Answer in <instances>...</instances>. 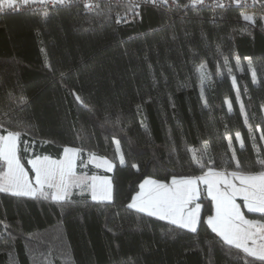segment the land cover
<instances>
[{
	"label": "trees",
	"instance_id": "1",
	"mask_svg": "<svg viewBox=\"0 0 264 264\" xmlns=\"http://www.w3.org/2000/svg\"><path fill=\"white\" fill-rule=\"evenodd\" d=\"M128 10L104 2L87 13L0 14V135L21 132L18 157L30 175V158H60L64 147L79 149V172L103 173L87 164L91 154L115 164L111 201L0 192V264H264L210 230L203 189L196 232L128 207L147 177L264 171L260 18L247 23L234 7Z\"/></svg>",
	"mask_w": 264,
	"mask_h": 264
},
{
	"label": "snow or ice",
	"instance_id": "2",
	"mask_svg": "<svg viewBox=\"0 0 264 264\" xmlns=\"http://www.w3.org/2000/svg\"><path fill=\"white\" fill-rule=\"evenodd\" d=\"M68 2L69 0H0V12L4 11L5 8L18 10L29 3L65 4ZM163 2L167 3V0H163ZM190 2L195 6L202 4L204 0H190ZM236 2L239 3V0ZM85 7L90 8L91 5L86 4ZM244 19L246 21L252 20V17L246 15ZM204 67L202 64L199 69L202 85L208 78V74L203 71ZM253 76L255 82V73ZM233 84L235 86L234 78ZM201 97L203 98V87H201ZM237 98H239V93ZM76 99L79 100L80 97L76 96ZM226 103L229 104V110H231V102L226 101ZM241 107L243 110V105ZM0 128H3V125H0ZM20 137L21 132L12 131H8L7 135H0V160L6 165V171L0 179V192H12L18 196H36L39 194L47 198L49 193L44 191L45 186H47L48 189H54L51 192L53 200L64 201L70 195V187L75 186L90 188L93 201L98 198L111 200L110 181L107 179L97 184L95 177L91 178V183L88 182V178L75 177L73 156L78 152L76 149L65 148L66 158L58 163L50 162L48 157L41 158L39 156L30 160L29 163L35 172L36 187H33L28 179V173L17 156ZM261 138L264 139V136ZM231 139L228 137L230 147ZM236 140L243 148V140L239 133H236ZM115 143L119 145L118 141ZM117 150L119 151V148ZM232 158L236 159L235 153H233ZM93 159H96L95 156ZM192 162L199 163L195 155H193ZM257 163L264 167V159H258ZM103 164L108 171H112L115 167V164L107 159L103 161ZM119 164H125L123 154L119 156ZM200 166L201 168L204 167L203 164ZM131 167L139 170L137 164H132ZM236 167L237 169L240 168L239 161H236ZM3 181L7 182V186ZM233 181H239V186ZM200 183L207 186V194L215 202L216 214L209 216L207 220L211 230L217 233L226 244L242 249L247 255L264 262V223L245 219L240 211V205L236 203V197L239 195L249 212L264 214V171L256 174L243 171L225 173L209 168L199 177L173 176L170 184L145 179L140 183L139 191L132 197V202L128 207L160 220L169 221L180 228L196 232L201 205L195 203L193 206V202L199 198L200 189L198 185ZM249 241H251V246H249Z\"/></svg>",
	"mask_w": 264,
	"mask_h": 264
},
{
	"label": "built area",
	"instance_id": "3",
	"mask_svg": "<svg viewBox=\"0 0 264 264\" xmlns=\"http://www.w3.org/2000/svg\"><path fill=\"white\" fill-rule=\"evenodd\" d=\"M109 3V4H126L129 6L130 14H139L141 7L151 6L157 9H172L177 7V5H181L183 8H239V9H254L257 7H264V0H239V3L236 0H204L202 4H197L193 6L190 0H167V3H164L163 0H69L68 3L65 4H39V3H29L27 6L21 7L17 9H8L5 8L4 11L0 12V14H4V12H17V11H48L55 8L61 7H71L77 6L80 7L82 13H87L93 11L98 7L100 3ZM86 4H90L91 7H85ZM123 21V17L120 14L116 15V25L119 26ZM4 169V164L0 162V171Z\"/></svg>",
	"mask_w": 264,
	"mask_h": 264
},
{
	"label": "crops",
	"instance_id": "4",
	"mask_svg": "<svg viewBox=\"0 0 264 264\" xmlns=\"http://www.w3.org/2000/svg\"><path fill=\"white\" fill-rule=\"evenodd\" d=\"M2 135H7V133H5V134H2ZM65 148H68V149H76V150H78V152L77 153H75L74 154V156H73V160H74V167H73V171H74V173H75V177L76 178H88V182L89 183H91V178L92 177H95L96 178V182H97V184H100L101 182H102V180H104V179H107L108 181H110V184H109V188H110V191H111V200H112V197H113V189H112V181H111V173H112V171H108L107 169H106V167L104 166V164H103V161L105 160V159H107L108 161H111L109 158H106V157H102V156H96V155H93V154H91V155H89L88 157H87V159H86V162H87V164H89V165H91L92 167H94V168H96V169H98V170H100L101 172H103L102 174H87V173H85V172H79L77 169H78V160L77 159H79V155H80V151H79V149L78 148H75V147H64L63 148V150H62V153H61V156H60V158H54V157H50V156H39V157H41V158H43V157H48L49 158V160H50V162H61V161H63V160H65V158H66V156H65ZM17 156H18V152H17ZM93 156H95V158L96 159H93ZM36 157H38V156H35V157H32V158H30L29 160H28V165H29V168L31 169V171H32V175H30V173L28 172V170L25 168V166L21 163V161H20V163L23 165V167H24V169H25V171L28 173V179L31 181V183H32V186L33 187H36V185H35V172L32 170V166H31V164L29 163V161L30 160H34ZM0 162H2L3 164H4V162L2 161V160H0ZM112 162V161H111ZM113 163V162H112ZM97 165H99V166H97ZM113 170V169H112ZM216 171H218V172H225V173H231V172H233V171H237V170H223L222 168L221 169H215ZM6 171V165L4 164V169L2 170V171H0V179H2V175H3V173ZM208 171V169L205 171V172H207ZM205 172H203L202 174H200V175H198V176H193V177H199V176H201V175H203ZM259 172H261V171H259ZM259 172H247V173H252V174H256V173H259ZM246 173V172H245ZM230 179H231V177H229ZM145 179H152V180H156V181H159V180H157V179H154V178H150V177H147V178H144L140 183H142ZM172 179V178H171ZM171 179H169L168 181H159V182H162V183H165V184H170L171 183ZM4 182V184H5V186H7V182L6 181H3ZM235 184H237V186H239V181H233ZM140 183H139V185H140ZM198 187H199V189H200V191L203 189L204 190V192H205V194H206V196L210 199V201H211V204H212V213L210 214V215H208L207 216V218H206V224H207V220H208V217L209 216H215V214H216V210H215V202L214 201H212V199H211V197L207 194V186L206 185H204L203 183H200L199 185H198ZM44 191L45 192H47V193H49V196L51 197V192L52 191H54V189H48L47 188V186H45V188H44ZM137 191H139V187H138V190ZM69 192H70V195H72L73 193H87L88 195H89V197H90V199H91V190H90V188H85V187H75V186H73V187H70V189H69ZM10 193H12V192H10ZM69 195V196H70ZM68 196V197H69ZM134 196V195H133ZM30 197H32V196H30ZM199 198H200V192H199ZM199 198L196 200V201H194L193 202V206H194V204L195 203H199L200 204V202H199ZM92 200V199H91ZM111 200H103V199H100V198H98L96 201H111ZM132 202V198H131V200H130V202H129V204ZM236 203L238 204V205H240V211L243 213V215H244V217H245V219H248V220H254V221H261L262 223H264V221H262V220H258V219H254V218H250L249 217V215H247L246 213L247 212H249L248 211V209L245 207V202L243 201V199H242V197L241 196H237L236 197ZM201 205V204H200ZM133 209V208H132ZM134 210H136V209H134ZM137 211V210H136ZM200 212H201V207H200V210H199V216H200ZM249 213H254V212H249ZM145 214H147V213H145ZM261 214V213H260ZM148 215V214H147ZM152 217H154V216H152ZM155 218H157V217H155ZM158 219V218H157ZM164 221H166V220H164ZM166 222H169V221H166ZM170 223V222H169ZM208 225V224H207ZM208 227L210 228V230H211V227L208 225ZM187 230V229H186ZM212 231V230H211ZM213 232V231H212ZM214 233V232H213ZM216 236H218L217 235V233H214ZM219 237V236H218ZM220 238V237H219ZM221 239V238H220ZM222 240V239H221ZM223 241V240H222ZM224 242V241H223ZM231 246H233V245H231ZM249 246H251V241H249ZM233 247H235V246H233ZM239 250H241L242 252H243V250L242 249H239ZM243 253H245V252H243ZM246 254V253H245ZM247 255V254H246ZM249 256V255H248ZM249 257H252V258H255V259H257L256 257H253V256H249Z\"/></svg>",
	"mask_w": 264,
	"mask_h": 264
},
{
	"label": "rangeland",
	"instance_id": "5",
	"mask_svg": "<svg viewBox=\"0 0 264 264\" xmlns=\"http://www.w3.org/2000/svg\"><path fill=\"white\" fill-rule=\"evenodd\" d=\"M246 10V13H245V15L244 16H250V17H252V20H245L247 23H252L253 22V20L255 19V17H258V18H260V20H261V23H262V26H263V28H264V15L262 14V13H254V11L253 10H251V9H245ZM130 14V13H129ZM199 69H200V67H198ZM205 68V67H204ZM200 71V70H199ZM203 71L205 72V69H203ZM206 73V72H205ZM201 75V74H200ZM208 79V78H207ZM207 79H205V81H204V83H203V85L201 84V87H203V92H204V88L206 87V85H208V80ZM201 87H200V91H201ZM120 156V155H119Z\"/></svg>",
	"mask_w": 264,
	"mask_h": 264
}]
</instances>
